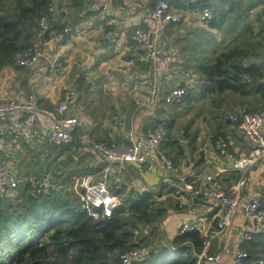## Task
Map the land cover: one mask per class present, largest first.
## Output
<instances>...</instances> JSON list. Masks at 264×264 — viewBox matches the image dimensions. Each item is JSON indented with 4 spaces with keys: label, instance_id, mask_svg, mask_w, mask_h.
<instances>
[{
    "label": "crops",
    "instance_id": "1",
    "mask_svg": "<svg viewBox=\"0 0 264 264\" xmlns=\"http://www.w3.org/2000/svg\"><path fill=\"white\" fill-rule=\"evenodd\" d=\"M88 1H50L47 10L53 25L44 38L46 56L39 65L31 67L17 65L14 61L4 64L0 68V92L7 93L14 86L24 87L33 92L40 103L52 106L69 86L77 95L78 113L89 121L92 135L108 143L122 139L129 130L145 135L158 118L171 121L162 144V149L173 160L174 175L170 179L181 181V176L191 171L213 173L212 183L231 192L238 180L237 172L231 168L232 158L215 148L214 136L223 134L227 138L233 157L249 153L250 141L228 118V113L239 105H246L264 116V98L255 91L248 94L231 90L205 91L195 64L211 60L215 52L231 47L226 42L237 32L240 36L263 39L257 51L259 55L244 59L263 63L264 0H207L221 12L222 25L228 28L226 39L222 37L224 29L209 26L208 19L199 18L201 7L180 6L182 19L167 24L160 32L166 53L156 59H145L135 53L129 38L131 30L141 24L140 10L153 0H110L101 11H90ZM247 24L251 26V35L246 32ZM65 25L72 27L67 34L63 33ZM53 58L61 61L59 69L51 71L42 67ZM181 84L186 86L188 94H183L179 101L164 102L163 95ZM151 97L155 102H150ZM206 100H210L209 103ZM180 117L184 122L178 121ZM83 128L76 126L77 142V134ZM8 136L0 133L2 140H7ZM77 144L75 152L67 145L51 149L45 141L33 147L16 145L15 150L3 157L31 173L60 175L68 183L66 189L76 195L72 191L76 177L88 172L98 181L102 179L104 167V161L95 153ZM60 153L64 155L63 160L57 158ZM145 168L143 162L138 166L128 164L120 176L110 175L111 180L118 178L121 187L107 185L119 203L140 191H153L154 208L161 214L154 226L143 224V233L134 238L135 241L144 239L139 246L143 257L160 247L172 252L173 238L179 233L183 219L201 220L199 231L204 235L218 214L210 208L211 202L199 195L175 193L172 181L157 182L144 175ZM193 179V176L185 178L186 181ZM245 180L242 197L247 198L255 191L264 202V156L251 166ZM257 230L255 220L238 210L226 229L212 240L210 250L220 254L219 260H204L202 264H235L237 248L247 249L251 256L259 255L261 248L242 237L244 232ZM255 260L251 257L244 264H255Z\"/></svg>",
    "mask_w": 264,
    "mask_h": 264
},
{
    "label": "built area",
    "instance_id": "2",
    "mask_svg": "<svg viewBox=\"0 0 264 264\" xmlns=\"http://www.w3.org/2000/svg\"><path fill=\"white\" fill-rule=\"evenodd\" d=\"M198 0H153L151 4L144 5L139 13L142 26H135L130 34L132 50L142 55L145 59H156L164 52L159 35L161 30L170 22L177 23L182 19L180 6H188ZM110 0H89L90 11L105 10ZM212 16L211 9L201 7L199 18L207 20ZM50 17L41 13L36 18L37 29L34 39L28 48L16 49L13 53V61L23 67L39 65L46 51L43 46L46 33L51 28ZM72 30L70 25L63 27V33ZM43 68L56 70L61 67L58 58L48 59ZM185 89L176 86L170 89L162 97L166 103L179 101ZM150 102H155L151 97ZM78 98L71 87H66L59 99L52 105L46 106L38 100L37 96L24 87L14 86L7 93L0 92V133H7L8 139H0V198L11 197L20 199V192L25 189L32 194H48L53 191L67 190L68 183L65 179L50 172L31 173L9 163L3 157L15 150L16 145L27 144L30 147L45 141L52 147L67 145L75 152L78 142L81 147L91 150L104 161L102 179L96 181L91 173H82L76 177V186L72 190L78 197L92 204L103 205L104 212L119 204V199L109 190L107 185L114 184L120 188L118 178L111 180L110 175L120 174L128 164L145 163L147 177H153L157 182L172 181L173 160L162 149L161 143L166 135V126L163 121L148 128L145 135H137L133 131H127L122 139L108 143L95 138L91 133L89 121L78 113ZM228 118L236 123L244 136L251 143V150L246 155L233 157L228 150V140L223 135L214 138V146L220 154L232 158L231 168L238 173V180L234 183L231 192L212 183L213 173L180 175L181 181H172L175 193L187 192L189 195H199L211 202L210 208L217 206V217L203 235L201 248L195 253L196 264H202L204 260L217 261L220 254L211 252L212 240L221 234L229 225L232 217L238 210L255 220L258 229H264V204L258 192L252 191L247 198L242 197V187L245 185L247 172L251 166L264 156V116L262 113L249 109L246 105H239L228 113ZM77 125H82L83 131L77 134ZM59 160L64 159L62 153L58 154ZM187 176L195 179L186 181ZM109 206V209H108ZM111 206V207H110ZM201 220L183 219L178 232L182 233L190 229L200 230ZM251 232H244V239L251 238ZM108 255L117 257L124 264H131L143 258L139 247L131 246L127 249L114 248ZM248 251L237 248L234 251L235 264H244ZM255 264H264V259L259 258Z\"/></svg>",
    "mask_w": 264,
    "mask_h": 264
},
{
    "label": "trees",
    "instance_id": "3",
    "mask_svg": "<svg viewBox=\"0 0 264 264\" xmlns=\"http://www.w3.org/2000/svg\"><path fill=\"white\" fill-rule=\"evenodd\" d=\"M50 1L15 0L14 12L9 14L0 0V68L13 62L16 49L29 47V44L20 45L21 39L26 38L21 25L41 13L49 14L47 6ZM203 6L209 7L212 12L208 19L209 26L224 29L222 37L226 39L228 28L222 25L217 5L207 0L188 5L193 8ZM245 29L252 34L250 24ZM208 35L211 36L210 33ZM262 40L240 36L237 32L226 42L231 47L215 52L211 60L196 63L203 89L218 92L231 90L241 94L255 91L264 98V62L244 60L248 56L259 55L257 51L259 46L262 47ZM181 86L186 90L184 96L187 95L188 89L183 84ZM160 121L166 126V138L171 121L158 118L152 125ZM218 135L223 134H216L214 138ZM153 194L151 190L135 193L116 204L109 213L104 212L103 205L83 201L68 190L32 194L23 189L19 200L0 198V264H43L49 250L54 253L57 264H124L119 258L108 255V252L114 248L139 247L144 241L134 239L138 238L139 224H150L161 214L154 208ZM251 235L248 240L261 250L259 255L251 256L246 249L248 256L245 261L251 257L264 259V229H258ZM202 238L197 229L178 233L173 238L172 252L167 247H160L131 264H196L195 253L201 248Z\"/></svg>",
    "mask_w": 264,
    "mask_h": 264
},
{
    "label": "rangeland",
    "instance_id": "4",
    "mask_svg": "<svg viewBox=\"0 0 264 264\" xmlns=\"http://www.w3.org/2000/svg\"><path fill=\"white\" fill-rule=\"evenodd\" d=\"M14 3H15V0H1V4L3 5V9L5 10V12H7V13H9V14H12L13 12H14ZM47 14V13H46ZM49 16H50V14H49ZM50 19V22H51V24H52V19L51 18H49ZM21 29L23 30V36H26V38L25 39H21V41H20V45H30V43H31V41L33 40V37H32V35H33V33H34V31L37 29V25H36V17H34V18H32L31 20H27V21H25L24 23H22V25H21ZM247 38V37H246ZM28 45V46H29ZM163 45V44H162ZM26 47V46H25ZM24 47V48H25ZM131 48H132V46H131ZM163 48H164V52H165V47L163 46ZM227 49V48H226ZM166 53V52H165ZM161 55H164V53H162ZM213 56V55H212ZM201 81V80H200ZM69 87V86H68ZM89 94V93H88ZM206 101H208V103H209V101L210 100H206ZM190 110V109H189ZM192 110V109H191ZM192 113H193V111H192ZM185 116V115H184ZM183 116V117H184ZM178 121L179 122H184V118H182V117H180V118H178ZM174 130H175V127H174ZM127 217H129L130 218V216L129 215H127ZM130 219H132V218H130ZM158 220V217H156L155 218V220H153L150 224H147V226L146 227H149V226H154L155 224L154 223H156V221ZM140 227H142V225H141V223L139 224V229H138V235L139 234H141V233H143L142 232V229L140 228ZM158 227V226H157ZM144 243H146V242H144ZM141 249V248H140ZM55 255H54V253L52 252V250H49V252H48V257L45 259V261L43 262V264H48V263H50V262H52V264H57L56 263V261H55Z\"/></svg>",
    "mask_w": 264,
    "mask_h": 264
},
{
    "label": "water",
    "instance_id": "5",
    "mask_svg": "<svg viewBox=\"0 0 264 264\" xmlns=\"http://www.w3.org/2000/svg\"><path fill=\"white\" fill-rule=\"evenodd\" d=\"M211 204V203H210ZM215 210H217V206H213L212 207V211H215Z\"/></svg>",
    "mask_w": 264,
    "mask_h": 264
}]
</instances>
